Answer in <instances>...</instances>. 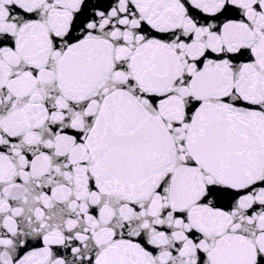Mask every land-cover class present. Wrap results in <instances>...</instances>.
<instances>
[{"label":"snow or ice","instance_id":"obj_1","mask_svg":"<svg viewBox=\"0 0 264 264\" xmlns=\"http://www.w3.org/2000/svg\"><path fill=\"white\" fill-rule=\"evenodd\" d=\"M0 264H264V0H0Z\"/></svg>","mask_w":264,"mask_h":264}]
</instances>
